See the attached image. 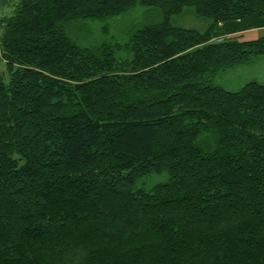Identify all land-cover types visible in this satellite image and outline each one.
<instances>
[{"label":"trees","instance_id":"16d2710c","mask_svg":"<svg viewBox=\"0 0 264 264\" xmlns=\"http://www.w3.org/2000/svg\"><path fill=\"white\" fill-rule=\"evenodd\" d=\"M187 10L204 30L172 22ZM257 28L264 0H18L0 19V264H264V84L215 83L264 56L240 39Z\"/></svg>","mask_w":264,"mask_h":264},{"label":"rangeland","instance_id":"374dc122","mask_svg":"<svg viewBox=\"0 0 264 264\" xmlns=\"http://www.w3.org/2000/svg\"><path fill=\"white\" fill-rule=\"evenodd\" d=\"M18 0H0V19L4 15H10L13 12L15 3ZM140 7L128 16L112 20L108 23L111 34L116 35L117 38H122V32L130 25V21L139 19ZM145 9V8H142ZM146 10V9H145ZM184 15L172 18V22L178 26L185 28H193L197 30H204L207 26V22L195 15L190 10H187ZM158 19V18H155ZM102 24L90 23L88 28L91 31V35L94 39L101 40L102 36L99 32V28ZM1 34V29H0ZM121 34V36H120ZM260 36H264V28L251 29L242 34L240 39L250 40ZM0 75L7 76V71L4 63L0 64ZM250 81H257L264 84V56L257 58L253 63L244 66H236L233 69L221 74L215 81L216 84L223 86L227 90H238ZM148 182H154L159 178H151Z\"/></svg>","mask_w":264,"mask_h":264}]
</instances>
